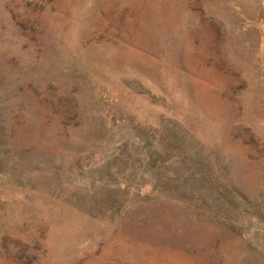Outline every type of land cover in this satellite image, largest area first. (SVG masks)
Segmentation results:
<instances>
[{"label": "rangeland", "instance_id": "1", "mask_svg": "<svg viewBox=\"0 0 264 264\" xmlns=\"http://www.w3.org/2000/svg\"><path fill=\"white\" fill-rule=\"evenodd\" d=\"M0 264H264V0H0Z\"/></svg>", "mask_w": 264, "mask_h": 264}]
</instances>
